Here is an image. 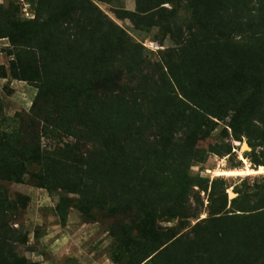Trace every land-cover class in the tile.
Masks as SVG:
<instances>
[{"label":"trees","instance_id":"16d2710c","mask_svg":"<svg viewBox=\"0 0 264 264\" xmlns=\"http://www.w3.org/2000/svg\"><path fill=\"white\" fill-rule=\"evenodd\" d=\"M47 1H36V16L29 21L0 20V39L11 42L7 49L9 69L0 65V78L29 82L36 88L29 119L20 120L10 132L0 128V181L78 195L76 207L87 216L86 209L93 208L106 209L109 217L122 216L109 230L117 241L111 254L114 264H216L214 255L223 259L217 242L220 240L237 243L226 257L227 264H246L247 241L253 244V257L264 259V195L253 204L244 193L232 199L231 209H226L228 198L223 193L213 211L215 216L194 225L204 224L216 241L215 249L198 239L195 250L184 248L176 234L156 226L160 215L155 209H162L163 204L159 188L141 191L134 184H126L121 191L100 192L101 198L93 200V193L105 189L103 180L110 185V165L116 167L132 153L124 148L128 136L120 138L136 125L126 108L128 101L121 93L120 82L125 75H141L143 62L133 58L125 71H117L118 57L136 45L93 0ZM175 1L135 0L134 12L116 9L115 16L136 24L138 16L151 18L153 11L163 9L164 4L175 5ZM187 1L195 20L193 26L205 39L182 45L179 63L169 57L166 74L150 95L154 114L148 121L156 120L158 111L164 114L170 110L165 132L172 134L184 127L189 133L186 146L193 148L198 138L209 135L219 124L225 126L223 132L227 133V127L231 129L239 141L236 128L247 124L251 113L261 110L262 127L257 140L262 150L260 156L253 155L252 162L256 167L264 166V0ZM252 1L256 3L254 9L250 7ZM81 130H89L99 141L100 153L77 155V144L70 143L59 148L66 136L75 139ZM158 136L163 158L177 160L180 168L170 171L173 185L179 189L172 204L166 205L165 214L172 217L171 211L175 210L186 220V209L182 208L185 192L193 182L188 170L204 162V154L186 152L175 156L170 136ZM42 139H50V150ZM143 158L147 163V155ZM162 164L160 160L156 167ZM141 172L136 168L135 177ZM132 190H136V199L130 198V202L127 192ZM16 197L25 208L28 198L20 194ZM66 202L57 205L62 217ZM4 206L5 201L0 199V209ZM131 206L139 210L136 222L128 215ZM0 264L30 262L7 250L5 255L0 251Z\"/></svg>","mask_w":264,"mask_h":264},{"label":"rangeland","instance_id":"374dc122","mask_svg":"<svg viewBox=\"0 0 264 264\" xmlns=\"http://www.w3.org/2000/svg\"><path fill=\"white\" fill-rule=\"evenodd\" d=\"M37 0H0V20L7 18L19 21H29L36 16ZM56 2L57 0H51ZM50 3V0L47 1ZM109 19L120 26L129 36L136 47L131 46L124 56L118 57V69L125 71V67L133 58L141 60L142 74L136 77L123 76L120 89L123 97L127 99L126 108L135 118V126L120 136H128L124 141V148L132 151L124 161H118L114 167L112 164L109 177L110 185L102 181L106 189L97 190L92 194L94 201L100 199V192L113 189L121 191L124 185H135L141 191L159 188L162 191V209H155L156 226L165 233L176 234L184 248L197 247L198 239L208 242L211 249H215V242L204 224L200 227L194 225L201 219L211 218L214 209H217L223 193L230 201L239 198L242 194L249 195L250 203L264 195V173L236 175V171L244 170L246 166L255 170L253 155L260 156L262 147L258 146L259 129L262 127L260 111L249 115L248 123L236 128L235 133L239 141L234 139V132L227 127V133L223 132L224 125L219 124L209 134L198 138L193 148L186 146L189 136L184 127L178 131L165 132L167 129V116L170 110L164 114L159 111L154 115L156 120L149 122L151 115L150 95L159 84V79L166 74V62L171 57L174 63L182 61L180 52L182 45L202 41L205 35L194 28L189 2L176 0L175 5L164 4L163 9L152 12V17L144 15L136 18V24L129 19H118L115 16L116 9L135 11V0H106L99 2L93 0ZM255 1L250 4L255 8ZM238 38V37H237ZM139 45V46H137ZM11 46L9 39H0V65L7 71L9 69L10 56L7 49ZM124 74V72L122 73ZM36 88L29 82L0 78V128L10 132L18 127L20 120L25 122L30 117V107L35 98ZM163 106V102H160ZM143 118V123H142ZM169 135L172 141L174 155L195 152L204 154V162L194 164L188 174L193 179L185 192L186 220L182 219L181 212L172 210L174 216L165 214L166 205H171L176 195L178 186L173 185L170 171L180 170L177 160L163 158L158 135ZM236 137V136H235ZM42 143L50 150V139H42ZM74 145V152L84 154L100 153L101 145L89 130H81L74 139L66 136L59 148H66L67 144ZM244 149H243V145ZM247 147V148H246ZM246 148V149H245ZM73 153V152H72ZM148 157L147 163L143 156ZM162 161L161 168L156 165ZM264 168V166H261ZM141 168L142 172L135 177L134 171ZM160 169H165L163 172ZM129 171L131 173L126 174ZM215 184H212L214 183ZM224 182V183H221ZM172 186H171V185ZM211 187L213 189L211 190ZM138 189V190H139ZM136 190L127 192L129 199H136ZM91 192V190H90ZM150 192V193H151ZM20 194L28 198L26 207L23 208L16 202V195ZM90 197H91V193ZM0 199L5 201V206L0 209V251L2 255L10 250L18 257L24 258L30 264H114L111 254L117 241L109 234L111 226L119 220L120 215L109 217L105 215L106 209H86L89 216L78 209V195L68 194L64 191L50 192L32 186L29 183L16 184L8 181H0ZM128 199V198H127ZM130 199V202L133 201ZM220 199V200H218ZM66 201L64 214L57 209V205ZM122 203L125 199L121 197ZM131 221H138L139 210L131 206L128 214ZM132 218V219H131ZM64 223L62 224V221ZM218 248L221 249L223 259L214 255L216 264H227L235 240H220ZM244 249L248 250L246 264H264V259L257 260L253 257V244L246 242ZM189 250V249H188ZM190 251V250H189ZM193 261V257H190ZM230 262V261H229ZM230 264V263H229ZM236 264V263H235Z\"/></svg>","mask_w":264,"mask_h":264},{"label":"bare ground","instance_id":"6f19581e","mask_svg":"<svg viewBox=\"0 0 264 264\" xmlns=\"http://www.w3.org/2000/svg\"><path fill=\"white\" fill-rule=\"evenodd\" d=\"M264 173V168L263 167H258L255 170H251L249 169L247 166L244 170H240V171H236L235 174L236 175H248V174H261Z\"/></svg>","mask_w":264,"mask_h":264},{"label":"water","instance_id":"95a60500","mask_svg":"<svg viewBox=\"0 0 264 264\" xmlns=\"http://www.w3.org/2000/svg\"><path fill=\"white\" fill-rule=\"evenodd\" d=\"M244 146H245V144L242 146V147H243V149H244ZM246 148H247V147H246ZM246 148H245V149H246Z\"/></svg>","mask_w":264,"mask_h":264}]
</instances>
